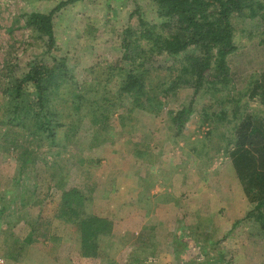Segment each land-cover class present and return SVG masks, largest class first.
Masks as SVG:
<instances>
[{
	"label": "rangeland",
	"instance_id": "374dc122",
	"mask_svg": "<svg viewBox=\"0 0 264 264\" xmlns=\"http://www.w3.org/2000/svg\"><path fill=\"white\" fill-rule=\"evenodd\" d=\"M62 1L0 0V103L9 78L22 77L45 51L29 29L19 27L22 20L13 24L14 19L25 12L46 13ZM137 6L148 22L159 23L153 5L138 0ZM133 10L134 5L123 0L68 5L54 17L55 47L46 57L63 59L68 74L80 83L90 80L94 67H99L97 75L104 81L106 66L120 60L122 31ZM233 25L238 50L227 63L233 85L242 90L251 75H264V34L240 20ZM165 64L170 61L158 57L152 67ZM152 70L150 96L162 92L167 75L161 72L156 81ZM115 86L107 89L114 92ZM192 98L189 88L167 92L158 98L157 116L135 109L129 113L134 121L127 129L121 118L129 110L125 101L122 108L115 107L107 124L95 127L88 119L82 121L72 145L61 152L64 191L76 190L85 200L84 211L112 226L114 215L129 220L119 224L116 235L111 232L99 241L98 256L83 258L78 226L56 218L62 193L51 186L38 162L20 186L34 198L33 205L20 209L15 204L0 219V264H264V232L248 216L254 203L245 197L223 150L227 121L213 122L227 106L207 96L194 98L185 134L176 144L171 142L167 112L187 106ZM247 113L264 115L260 98L250 101ZM13 175V156L0 153V191ZM26 213L36 229L31 244L23 242L30 232L23 221Z\"/></svg>",
	"mask_w": 264,
	"mask_h": 264
},
{
	"label": "trees",
	"instance_id": "16d2710c",
	"mask_svg": "<svg viewBox=\"0 0 264 264\" xmlns=\"http://www.w3.org/2000/svg\"><path fill=\"white\" fill-rule=\"evenodd\" d=\"M78 1L85 0H65L46 13L25 12L13 21L17 24L22 20L19 27L29 29L45 51L22 77L9 78L1 92L0 153L13 156L14 175L8 187L0 191V219L15 204L20 209L33 205L34 198L20 186L41 162L51 186L62 193L56 218L78 226L83 258L98 256L99 241L110 237L112 225L85 212V200L76 190L64 191L66 175L59 168L61 152L72 145V138L85 119L95 127L107 124L115 107L122 108L128 101L129 110L121 115L127 129L134 121L129 115L133 110L157 116L160 97L189 88L193 91L189 104L167 112L171 142L176 144L185 134L194 98L207 96L214 104L227 106L214 115L213 122L227 121L223 150L228 152L245 197L254 203L248 216L264 232V115L247 113L255 98L264 103V75H251L245 88L237 90L227 63L228 57L238 50L235 20L264 34V0H146L155 7L158 24L146 20L137 6L138 0H123L131 2L134 10L129 14V25L122 31L120 60L117 65L103 68L104 81L103 75H97L99 67H94L89 70L90 80L84 83L68 74L63 59L46 57L55 47L56 13ZM158 57L170 64L153 68L152 62ZM151 70L157 72L156 81L161 79V72H167L162 92L153 96L147 93ZM115 84L114 92L107 89ZM218 95L224 97L218 99ZM44 148L48 150L41 151ZM45 153L51 160H46ZM30 218L26 213L23 220L30 229L23 241L26 244L33 242L36 233ZM5 258L16 260L14 256Z\"/></svg>",
	"mask_w": 264,
	"mask_h": 264
},
{
	"label": "crops",
	"instance_id": "0c3cea01",
	"mask_svg": "<svg viewBox=\"0 0 264 264\" xmlns=\"http://www.w3.org/2000/svg\"><path fill=\"white\" fill-rule=\"evenodd\" d=\"M108 200V199H107ZM114 210V209H113ZM110 211V217H112L111 216V211H112V208H111V210H109ZM114 217L115 218H113V220H112V218H111V220L113 221V226H112V236H114V234L116 235V231H117V229H118V227H119V224H128L129 223V220H122V219H117V215H114Z\"/></svg>",
	"mask_w": 264,
	"mask_h": 264
}]
</instances>
